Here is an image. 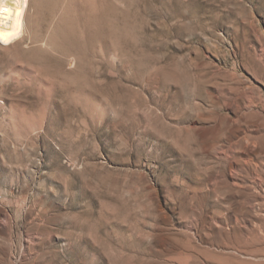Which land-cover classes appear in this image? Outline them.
Segmentation results:
<instances>
[{"label":"rangeland","instance_id":"374dc122","mask_svg":"<svg viewBox=\"0 0 264 264\" xmlns=\"http://www.w3.org/2000/svg\"><path fill=\"white\" fill-rule=\"evenodd\" d=\"M29 4L0 44V264H249L214 147L264 90V0Z\"/></svg>","mask_w":264,"mask_h":264},{"label":"bare ground","instance_id":"6f19581e","mask_svg":"<svg viewBox=\"0 0 264 264\" xmlns=\"http://www.w3.org/2000/svg\"><path fill=\"white\" fill-rule=\"evenodd\" d=\"M29 5V0H0V44L13 43L20 46L25 40ZM237 96H240V99L242 97L239 105L242 106L243 111L237 113L234 121L236 127L234 131L232 130L234 135L227 143L216 145L214 151L217 159L225 165L221 180H225L228 185L236 189L238 195L243 197L242 203L238 201L241 207L237 209L243 212L244 208L248 214L237 212L238 214L226 216L227 212L223 217L216 213L213 222L217 229L216 233L225 240V245L222 244L224 249L247 259L249 264H264V112L259 110V102L264 101V90H242ZM253 115L260 120L251 121L249 118ZM233 211L234 209L231 212ZM248 221L252 223L253 228L255 227L253 234L252 230L247 233L241 229ZM236 236L240 237V243L237 241L235 243Z\"/></svg>","mask_w":264,"mask_h":264}]
</instances>
